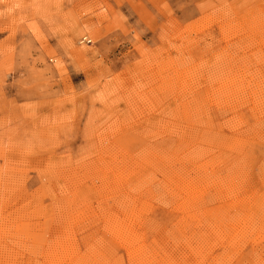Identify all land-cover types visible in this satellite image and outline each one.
<instances>
[{"label": "rangeland", "instance_id": "374dc122", "mask_svg": "<svg viewBox=\"0 0 264 264\" xmlns=\"http://www.w3.org/2000/svg\"><path fill=\"white\" fill-rule=\"evenodd\" d=\"M144 263L264 264V0H0V264Z\"/></svg>", "mask_w": 264, "mask_h": 264}, {"label": "bare ground", "instance_id": "6f19581e", "mask_svg": "<svg viewBox=\"0 0 264 264\" xmlns=\"http://www.w3.org/2000/svg\"><path fill=\"white\" fill-rule=\"evenodd\" d=\"M182 47H183V45H182ZM181 47V48H182ZM176 48V47H175ZM181 54V53H180ZM231 60V59H230ZM231 62V61H230ZM181 63V62H180ZM186 63V62H185ZM184 69V68H183ZM231 74V73H230ZM250 74V73H249ZM213 75V74H212ZM216 75V74H215ZM232 81V80H231ZM239 81V80H238ZM254 85V84H253ZM220 97V96H219ZM233 99V98H232ZM162 128V127H161ZM237 128V127H236ZM164 132V131H163ZM162 141V140H161ZM229 147V146H228ZM114 149V148H113ZM205 152V151H204ZM201 153V152H200ZM204 157V156H203ZM183 158V157H182ZM186 163V162H185ZM244 164V163H243ZM106 166V165H105ZM241 167V166H240ZM180 168V167H179ZM244 169V168H243ZM174 170V169H173ZM191 170V169H190ZM234 170V169H233ZM171 172V171H170ZM165 173V172H164ZM186 173V172H185ZM186 175V174H185ZM199 175V174H198ZM174 176V175H173ZM178 176V175H177ZM181 176V175H180ZM70 177V176H69ZM191 177V176H190ZM237 177H239V176H237ZM151 178V177H150ZM173 179V178H172ZM231 180V179H230ZM171 181H173V180H171ZM227 181V180H226ZM240 181V180H239ZM193 182V181H192ZM210 183V182H209ZM224 183V182H223ZM189 184V183H188ZM166 186V185H165ZM176 186V185H175ZM164 187V186H163ZM174 187V186H173ZM194 189V188H193ZM186 190V189H185ZM61 191V190H60ZM168 192V191H167ZM188 192V191H187ZM186 192V194H188ZM202 192V191H201ZM127 195V194H126ZM189 195V194H188ZM65 196V195H64ZM197 196V195H196ZM70 197V196H69ZM132 197V196H131ZM131 199V198H130ZM183 199V198H182ZM177 200V199H176ZM221 200V199H220ZM178 201V200H177ZM218 201V200H217ZM139 203V202H138ZM188 204V203H187ZM186 207H188V205L186 206ZM131 209V208H130ZM128 210H129V208H128ZM131 210H134V209H131ZM179 210V209H178ZM117 212V211H116ZM134 212H136V211H134ZM113 213V212H112ZM129 213H130V211H129ZM128 213V214H129ZM132 213V212H131ZM139 213V212H138ZM193 213V212H192ZM114 214V213H113ZM127 214V213H126ZM132 214H135V213H132ZM121 215V214H120ZM131 215V214H130ZM129 215V216H130ZM128 216V215H127ZM135 216V215H134ZM133 216V217H134ZM140 216V215H139ZM196 216V215H195ZM117 217V216H116ZM103 218V217H102ZM111 218V217H110ZM113 218V217H112ZM131 218V217H130ZM235 218V217H234ZM120 219H123V218H120ZM131 219H133V218H131ZM135 219V218H134ZM136 219H137V217H136ZM66 220V219H65ZM109 220V219H108ZM112 220V219H111ZM114 220V219H113ZM115 220H116V218H115ZM138 220V219H137ZM136 220V221H137ZM120 221H122V220H120ZM120 221H119V223H120ZM139 221V220H138ZM109 222V221H108ZM72 223V222H71ZM115 223V222H114ZM122 223V222H121ZM134 223V222H133ZM133 223H132V225H133ZM112 224V223H111ZM115 224H117V223H115ZM122 224H124V222L122 223ZM139 225V224H138ZM108 226L110 227V225L108 224ZM118 226H120V225H118ZM126 226V225H125ZM125 226H123V228H117L116 229V231L114 230V232L113 233H116L115 235H118V236H120V235H124L125 234V236H123V237H120L121 239L122 238H124V237H126V235H129V233H130V231L131 230H128V228H125ZM128 226V225H127ZM131 226V225H130ZM140 226V225H139ZM116 227H117V225H116ZM133 227H135V226H133ZM105 228V227H104ZM139 228V227H138ZM137 228V229H138ZM110 230H112L111 228H109ZM130 229V228H129ZM218 229V228H217ZM133 230V229H132ZM140 231V230H139ZM255 231V230H254ZM85 232V231H84ZM110 234L112 233V232H109ZM112 233V234H113ZM132 234V233H131ZM136 234V233H135ZM211 234H213V233H211ZM138 235V234H137ZM135 236V235H134ZM114 237V236H113ZM207 237V236H206ZM124 240V239H123ZM127 240H129V239H127ZM131 240V239H130ZM133 241V240H132ZM96 242V241H95ZM125 242H126V239H125ZM134 242V241H133ZM247 242V241H246ZM127 243H128V241H127ZM132 244V243H131ZM246 244V243H245ZM18 245V244H17ZM127 245V244H126ZM129 245H130V243H129ZM133 247V246H132ZM71 248V247H70ZM145 249V248H144ZM128 250V249H127ZM132 250V249H131ZM135 250V249H134ZM67 251V250H66ZM92 252V251H91ZM171 252V251H170ZM141 254V253H140ZM195 254V253H194ZM148 255V254H147ZM133 257V256H132ZM145 257V256H144ZM145 259H146V257H145ZM148 260V259H147ZM146 260V261H147ZM133 261V260H132ZM161 261V260H160ZM173 261V260H172ZM142 262H143V260H142ZM201 262V261H200ZM59 263V262H58ZM156 263V262H155ZM145 264V263H144ZM147 264V263H146ZM154 264V263H153Z\"/></svg>", "mask_w": 264, "mask_h": 264}]
</instances>
